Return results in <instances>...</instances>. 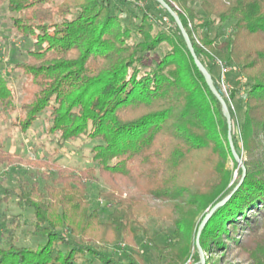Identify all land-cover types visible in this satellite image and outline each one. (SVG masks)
Instances as JSON below:
<instances>
[{"label":"trees","instance_id":"obj_1","mask_svg":"<svg viewBox=\"0 0 264 264\" xmlns=\"http://www.w3.org/2000/svg\"><path fill=\"white\" fill-rule=\"evenodd\" d=\"M152 1L170 27L132 0H0L13 14L16 30L32 41L28 60L15 65L27 82L11 124L26 134L49 114L48 133L59 136L60 144L79 136L101 140L92 148L97 169L61 167L44 187L18 176L16 185L4 191L0 203L16 199L32 210L33 236L44 243L20 247L16 229L6 230L0 264H77L86 255L91 257L87 263L144 264L135 238L149 234L145 219L153 217L171 219L175 226L166 246H153L159 255L169 264H187L191 258L200 264L198 228L227 198L203 227L205 264H230V256L240 260L231 264H264V233H258L264 230V0L202 1L213 23L235 22L221 45L197 39L191 0H165L226 101L232 123L231 101L242 88L227 97L213 68L237 70L245 81L239 136L235 123L232 129L246 171L236 190L243 170L229 144L222 105L173 17ZM163 43L169 48L160 56L156 51ZM17 109L14 89L0 70V111ZM24 163L0 144V168ZM97 171L109 187L102 194L105 201L115 206L106 222L88 199V181L96 180ZM13 220L19 228V217ZM68 234L81 244L72 245ZM120 242L132 249L126 262L106 253ZM92 243L99 250L90 248Z\"/></svg>","mask_w":264,"mask_h":264},{"label":"rangeland","instance_id":"obj_2","mask_svg":"<svg viewBox=\"0 0 264 264\" xmlns=\"http://www.w3.org/2000/svg\"><path fill=\"white\" fill-rule=\"evenodd\" d=\"M53 1L55 4L63 2V0ZM132 1L138 3L139 7L149 13L154 21H158L163 27H170V22L164 11L155 2L152 0ZM202 1L191 0L189 3L197 15V39L208 38L213 40L215 45H221L228 41L230 34L233 32L235 22L232 20L224 23L219 21L213 23L212 18L208 17L202 8ZM12 16L13 14L7 9V4L0 6V70L7 76L10 85L14 89L18 107L13 113H3L0 111V144L3 145L6 151L23 157L26 163L21 167L10 168L3 166L0 168V197L4 196V191L7 188L16 185L18 176L24 177L30 182L37 181L41 187H44L47 184H51L52 180L57 178L58 169L61 167H66L73 172H79L90 167L97 169L98 165L92 161V148L101 141L100 139L92 140L79 136L74 140L60 144L59 136L48 133V128L51 125L49 114L41 115L39 120L26 134H23L17 127L11 124L12 120L20 113L19 107L24 97V86L27 82L26 75L21 70L15 69V65L27 61L28 51L32 49V41L24 37L13 26ZM127 17L131 19L130 16ZM168 48L169 45L163 43L156 53L161 56ZM213 73L227 97L230 96L233 90L242 88L231 101L235 112L234 123L236 132L239 136V127L244 116L245 98L243 88L245 81L237 70L223 67L220 64L213 68ZM234 123H232L233 126ZM240 145L242 146V142ZM243 155L246 159L247 152L245 150H243ZM35 162L40 163V165L37 163L33 165ZM228 167L229 169H233V161H228ZM237 175L238 172L235 170V178ZM94 176L96 180L88 181V199L92 202V209H97L100 213V219L106 222L108 215L115 206L114 203L106 202L102 195L109 190V187L99 177L98 171ZM15 217H19V220H17L21 224L19 228H16L14 225L15 220L13 219ZM145 222V226L149 229V234H141L135 238L137 250L140 256L145 259L144 264H169L168 260L163 259L153 246H166L173 239L175 231L173 220L153 217L145 219ZM33 223L34 215L32 210L19 206L16 199L0 203V246H4L3 234L6 230L16 229L17 245L36 249L38 245L44 242L33 236ZM258 233L260 235L263 234V228H260ZM70 241L72 245L81 244L78 239H73L72 237H70ZM89 247L99 250L97 244H89ZM63 249H67V247H63ZM131 250L123 242H120L110 244L106 253L126 262V255ZM88 259H91L89 255L80 256L77 264H102L98 260L87 263ZM238 261L240 260H236L232 256L226 260L230 264ZM187 264H198V262L191 258Z\"/></svg>","mask_w":264,"mask_h":264},{"label":"water","instance_id":"obj_3","mask_svg":"<svg viewBox=\"0 0 264 264\" xmlns=\"http://www.w3.org/2000/svg\"><path fill=\"white\" fill-rule=\"evenodd\" d=\"M162 8H164L166 11H168V13L173 17V19L175 20L176 24L178 25L179 29L181 30L184 39L187 43V46L194 58V61L197 65V67L200 69V71L203 73L207 84L210 88V90L212 91V93L214 94V96L220 101L221 105H222V109L224 112V115L227 118V124H228V140H229V144L232 150V153L236 159V161L241 165L242 170H243V175L242 178L239 182V184L236 186L235 190L239 188V186L242 184L244 177L246 175V171H245V167L239 157V155L237 154L236 150H235V146H234V141H233V134H232V129H233V125H232V118L231 115L229 113L228 110V106L226 104V101L224 100V98L222 97L221 93L217 90V88L214 85V82L212 80V77L210 76L209 72L206 70V68L202 65V63L200 62V60L198 59L194 47L191 43V40L189 38V35L187 33V31L185 30L182 21L178 15L177 12H175L172 7L165 1V0H155ZM228 199V198H227ZM227 199L221 201L220 203H218L215 207H213V209L206 215V217L203 219L202 223L200 224L199 228H198V232H197V237H196V245L199 248V252H200V264H205V254L203 252V250L200 247V236L203 230V227L206 223V221L208 220V218L211 216V214L216 210V208H218L219 206H221Z\"/></svg>","mask_w":264,"mask_h":264}]
</instances>
